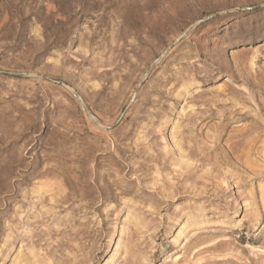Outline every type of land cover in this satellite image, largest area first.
<instances>
[{"label": "rangeland", "instance_id": "374dc122", "mask_svg": "<svg viewBox=\"0 0 264 264\" xmlns=\"http://www.w3.org/2000/svg\"><path fill=\"white\" fill-rule=\"evenodd\" d=\"M0 264H264V0H0Z\"/></svg>", "mask_w": 264, "mask_h": 264}, {"label": "bare ground", "instance_id": "6f19581e", "mask_svg": "<svg viewBox=\"0 0 264 264\" xmlns=\"http://www.w3.org/2000/svg\"><path fill=\"white\" fill-rule=\"evenodd\" d=\"M120 248H121V245L120 244H117L116 250L114 252V256H118L119 255Z\"/></svg>", "mask_w": 264, "mask_h": 264}]
</instances>
